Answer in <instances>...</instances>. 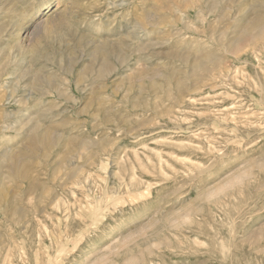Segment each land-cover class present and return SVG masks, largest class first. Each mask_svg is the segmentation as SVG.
I'll use <instances>...</instances> for the list:
<instances>
[{"label": "rangeland", "instance_id": "rangeland-1", "mask_svg": "<svg viewBox=\"0 0 264 264\" xmlns=\"http://www.w3.org/2000/svg\"><path fill=\"white\" fill-rule=\"evenodd\" d=\"M257 25L264 0H0V264H264Z\"/></svg>", "mask_w": 264, "mask_h": 264}, {"label": "bare ground", "instance_id": "bare-ground-1", "mask_svg": "<svg viewBox=\"0 0 264 264\" xmlns=\"http://www.w3.org/2000/svg\"><path fill=\"white\" fill-rule=\"evenodd\" d=\"M65 9V7H64ZM154 21V20H153ZM187 26V25H186ZM141 28V27H140ZM256 34V33H261V32H264V25H257V27H251V28H243L242 31H241V34H251L253 33ZM260 36V35H259ZM236 38V37H235ZM223 39H219L218 40V45H221V46H230V45H234L236 44L237 42H239V44L241 43L242 39L237 36V39H233V42H230L229 44H226L225 41H222ZM254 41V40H253ZM104 87V86H103Z\"/></svg>", "mask_w": 264, "mask_h": 264}]
</instances>
